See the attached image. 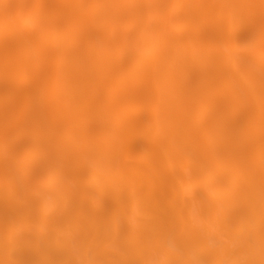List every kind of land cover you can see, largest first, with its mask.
Listing matches in <instances>:
<instances>
[{
  "label": "bare ground",
  "instance_id": "1",
  "mask_svg": "<svg viewBox=\"0 0 264 264\" xmlns=\"http://www.w3.org/2000/svg\"><path fill=\"white\" fill-rule=\"evenodd\" d=\"M0 264H264V0H0Z\"/></svg>",
  "mask_w": 264,
  "mask_h": 264
},
{
  "label": "rangeland",
  "instance_id": "2",
  "mask_svg": "<svg viewBox=\"0 0 264 264\" xmlns=\"http://www.w3.org/2000/svg\"><path fill=\"white\" fill-rule=\"evenodd\" d=\"M40 122V121H39ZM40 125H41V123H40ZM42 126V125H41Z\"/></svg>",
  "mask_w": 264,
  "mask_h": 264
}]
</instances>
